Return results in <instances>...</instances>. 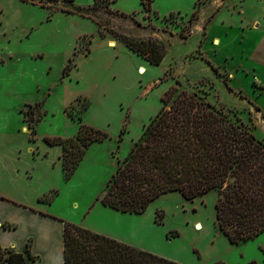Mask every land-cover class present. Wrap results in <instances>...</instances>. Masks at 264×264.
Masks as SVG:
<instances>
[{
	"label": "rangeland",
	"instance_id": "rangeland-1",
	"mask_svg": "<svg viewBox=\"0 0 264 264\" xmlns=\"http://www.w3.org/2000/svg\"><path fill=\"white\" fill-rule=\"evenodd\" d=\"M144 2L101 0L82 15L70 0H0V169L15 174L0 186L63 221L122 228L132 234L123 242L183 264H264V233L233 244L218 229L216 191L193 199L169 192L120 220L99 199L172 86L264 140V0ZM123 36L158 44L161 64L149 65V53H137L148 65L136 64ZM84 123L109 136L67 180L63 147L47 138L78 142ZM57 240L35 264H59Z\"/></svg>",
	"mask_w": 264,
	"mask_h": 264
},
{
	"label": "trees",
	"instance_id": "trees-1",
	"mask_svg": "<svg viewBox=\"0 0 264 264\" xmlns=\"http://www.w3.org/2000/svg\"><path fill=\"white\" fill-rule=\"evenodd\" d=\"M70 1V11L84 15L99 7L101 0L92 6ZM123 41L138 54L149 53L153 65L161 64L164 53L158 44L132 36H123ZM163 100V107L109 180L99 198L102 204L141 214L169 192L178 191L193 199L216 191V223L231 243L240 244L264 233V140L229 122L211 103L186 89L172 86ZM108 136L106 131L84 123L78 142L72 137L47 138V142L62 145V167L68 180L90 145ZM64 222L63 264H183ZM36 257L27 242L25 251H0V264H35Z\"/></svg>",
	"mask_w": 264,
	"mask_h": 264
},
{
	"label": "crops",
	"instance_id": "crops-1",
	"mask_svg": "<svg viewBox=\"0 0 264 264\" xmlns=\"http://www.w3.org/2000/svg\"><path fill=\"white\" fill-rule=\"evenodd\" d=\"M123 46L128 51V53L133 55L132 57L135 59V63L137 64L136 61L138 59H141L140 56L135 51L130 49L127 45L123 44ZM143 61L140 64L141 66H145L146 64L148 65V63L145 62L146 60ZM149 65L153 64L149 62ZM90 106L88 107V109L90 108ZM20 112L22 113V109ZM89 123L92 122L89 121ZM23 126L25 130L27 128V131H29V127L26 124ZM30 141V143H35L31 139ZM10 175L15 174L13 173V171H3L2 169H0V185L10 184ZM12 196L13 195H9L8 193H6V190L0 186V249L13 248L16 251H23L26 248L27 242H31L32 252L40 257L41 255L39 253L44 251L45 253L43 255L45 256V259L47 261L50 247L52 245L55 247L56 237L58 239L57 241L60 243V248H58L59 264H63L65 222L60 218L55 217V215L47 212L45 209H41V205L38 208H32L26 205L24 203V200L13 199ZM113 212V215L116 217V219L119 220L122 219L123 214L127 216L138 215L135 213L121 212L116 209H113ZM21 230L24 233L20 234ZM121 230L123 229H108L107 227L102 226L101 229L97 232L105 235L107 234L108 236H111L118 240L120 239V241H127L123 237H128L132 234L129 233L128 235ZM55 231H58V233H55ZM55 250L56 247L54 248V251ZM54 251L52 253H54ZM46 261L44 264H47Z\"/></svg>",
	"mask_w": 264,
	"mask_h": 264
},
{
	"label": "bare ground",
	"instance_id": "bare-ground-1",
	"mask_svg": "<svg viewBox=\"0 0 264 264\" xmlns=\"http://www.w3.org/2000/svg\"><path fill=\"white\" fill-rule=\"evenodd\" d=\"M111 45H112V46H115L116 43L113 42V43H111ZM139 71H140V73H145V72H146V69H145V67H141V68H139Z\"/></svg>",
	"mask_w": 264,
	"mask_h": 264
}]
</instances>
